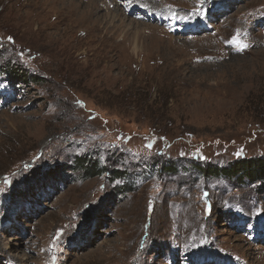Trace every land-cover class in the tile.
<instances>
[{
    "label": "rangeland",
    "instance_id": "1",
    "mask_svg": "<svg viewBox=\"0 0 264 264\" xmlns=\"http://www.w3.org/2000/svg\"><path fill=\"white\" fill-rule=\"evenodd\" d=\"M239 161L264 164V0H0V264H264Z\"/></svg>",
    "mask_w": 264,
    "mask_h": 264
},
{
    "label": "trees",
    "instance_id": "2",
    "mask_svg": "<svg viewBox=\"0 0 264 264\" xmlns=\"http://www.w3.org/2000/svg\"><path fill=\"white\" fill-rule=\"evenodd\" d=\"M10 76L11 78H16V75H13L10 72ZM17 81H19L17 79ZM30 82H32V79L29 80ZM88 160H86L85 157H80L76 160H74V164L72 163V165H75V169L79 168L82 170V172L84 173L83 175H88V176H94L95 174H98V169L97 172L95 171V166H89ZM88 165V166H86ZM210 169L208 170V173ZM96 172V173H95ZM243 175H247L251 178L254 177H261V174L264 175V164L262 163H258L256 161H239V162H235L233 163L229 168H222L219 169L218 173L221 174L223 177H234L236 174L241 173ZM108 176H114L117 175L118 172H114V171H109L107 172ZM207 175V172H204ZM113 174V175H112ZM214 174V172H213Z\"/></svg>",
    "mask_w": 264,
    "mask_h": 264
},
{
    "label": "snow or ice",
    "instance_id": "3",
    "mask_svg": "<svg viewBox=\"0 0 264 264\" xmlns=\"http://www.w3.org/2000/svg\"><path fill=\"white\" fill-rule=\"evenodd\" d=\"M9 40H11V37H9ZM239 47H240L241 50H243V48L247 47V45L240 44ZM149 147H150V145H149Z\"/></svg>",
    "mask_w": 264,
    "mask_h": 264
},
{
    "label": "bare ground",
    "instance_id": "4",
    "mask_svg": "<svg viewBox=\"0 0 264 264\" xmlns=\"http://www.w3.org/2000/svg\"><path fill=\"white\" fill-rule=\"evenodd\" d=\"M144 11V9L141 10V12ZM146 13V12H145ZM135 49V48H134Z\"/></svg>",
    "mask_w": 264,
    "mask_h": 264
}]
</instances>
